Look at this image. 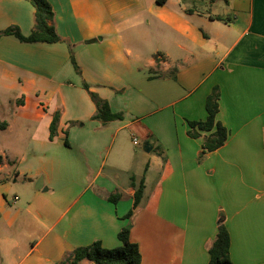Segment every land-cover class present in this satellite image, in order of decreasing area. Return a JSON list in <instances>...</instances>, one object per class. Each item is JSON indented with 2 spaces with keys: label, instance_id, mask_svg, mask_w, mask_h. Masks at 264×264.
I'll return each mask as SVG.
<instances>
[{
  "label": "crops",
  "instance_id": "1",
  "mask_svg": "<svg viewBox=\"0 0 264 264\" xmlns=\"http://www.w3.org/2000/svg\"><path fill=\"white\" fill-rule=\"evenodd\" d=\"M48 1L61 41L0 34V264L114 248L129 222L141 264H208L223 213L231 261L264 264V0ZM34 11L0 0V31L29 35ZM215 86L228 137L202 154L189 121Z\"/></svg>",
  "mask_w": 264,
  "mask_h": 264
},
{
  "label": "trees",
  "instance_id": "2",
  "mask_svg": "<svg viewBox=\"0 0 264 264\" xmlns=\"http://www.w3.org/2000/svg\"><path fill=\"white\" fill-rule=\"evenodd\" d=\"M34 11V26L29 35H24L17 26H10L0 34L14 35L21 42L24 43H55L61 41V37L53 24L54 10L48 0H29ZM166 0H157L159 4L165 3ZM71 59L74 67L78 73V67L73 49L70 48ZM84 87L88 89V85L84 83ZM91 96L96 104L97 113L95 118L101 119L104 122L121 119V113L112 112L109 104L99 98L96 93L91 92ZM220 90L215 86L212 92L208 95L206 100L207 116L204 120L189 121V134L192 137L203 136V151L202 154L214 151L223 146L228 137V129L217 120V113L219 111ZM59 120V113H55L50 124V139L56 135L57 123ZM204 133V135H203ZM66 144L68 142L66 141ZM2 157L0 156V161ZM133 186L136 191L134 194V202L126 218H130L134 210L139 206L143 197L145 184L144 180L140 179L136 183L134 177L131 178ZM119 197V196H118ZM116 195L110 197L115 201L118 198ZM131 223L129 222L123 226L118 232V238L121 244L114 248H105L100 241H95L88 246L78 247L73 250L68 257L71 264H79L81 261L87 259L93 264H141V253L139 246L130 240ZM68 260V259H67ZM66 258L58 264H65ZM208 264H234L230 259V233L225 224L224 216L220 215L218 219V230L214 241L209 247V262Z\"/></svg>",
  "mask_w": 264,
  "mask_h": 264
},
{
  "label": "rangeland",
  "instance_id": "3",
  "mask_svg": "<svg viewBox=\"0 0 264 264\" xmlns=\"http://www.w3.org/2000/svg\"><path fill=\"white\" fill-rule=\"evenodd\" d=\"M6 94H7V93H3V92L0 91V96H2V97H4V98H7ZM35 126H36V125H35V124H32V123H31V125L29 126V130H30L31 133H34V132L37 130V129L35 128ZM143 145H144V142L141 141V142H140V145H139V148H140V147L142 148ZM222 215H223L224 218H225V213H223ZM67 259H68V260H67ZM69 259H70V257H66V262H65V264H71L70 261H69Z\"/></svg>",
  "mask_w": 264,
  "mask_h": 264
},
{
  "label": "water",
  "instance_id": "4",
  "mask_svg": "<svg viewBox=\"0 0 264 264\" xmlns=\"http://www.w3.org/2000/svg\"><path fill=\"white\" fill-rule=\"evenodd\" d=\"M146 146H148V143L146 144ZM149 148V147H148ZM37 187H40L42 185V178H40L37 183H36Z\"/></svg>",
  "mask_w": 264,
  "mask_h": 264
},
{
  "label": "built area",
  "instance_id": "5",
  "mask_svg": "<svg viewBox=\"0 0 264 264\" xmlns=\"http://www.w3.org/2000/svg\"><path fill=\"white\" fill-rule=\"evenodd\" d=\"M134 143H137V140L136 139H134Z\"/></svg>",
  "mask_w": 264,
  "mask_h": 264
}]
</instances>
